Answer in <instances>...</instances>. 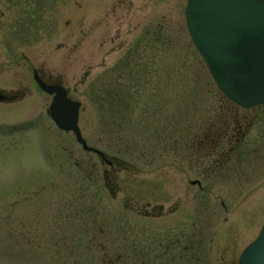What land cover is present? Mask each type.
Returning a JSON list of instances; mask_svg holds the SVG:
<instances>
[{
	"label": "rangeland",
	"instance_id": "obj_1",
	"mask_svg": "<svg viewBox=\"0 0 264 264\" xmlns=\"http://www.w3.org/2000/svg\"><path fill=\"white\" fill-rule=\"evenodd\" d=\"M51 1V12L32 21L36 34L25 27L28 41L21 51L34 62L45 61L71 97L81 101L79 127L88 145L123 163L113 174L116 187L108 183L117 190L109 198L101 174L84 180L87 173L80 167L94 163L95 156L49 120L48 97L0 104V264H102L100 245L90 243L99 230L113 231L109 247L118 255L140 252L148 235L162 242L154 252L169 246L167 253L187 255L180 264H199L191 251L181 249L202 238L196 245L201 256L208 249L212 264H237L264 223V106L240 110L216 88L187 32V0ZM18 19L6 17V40ZM125 66L123 77L136 101L118 120L113 109L105 115L94 99ZM19 71L27 83L30 70L23 64ZM14 85L11 70L0 76V87ZM225 110L240 120L235 133L244 137L225 165H216L203 180L206 165L188 156V145L203 132L202 121L220 120ZM165 123L179 128V153L161 152L149 138ZM102 125L112 126V132L105 134ZM228 139L225 152L236 144ZM198 178L204 193L189 184ZM83 199L90 212L80 211L86 210ZM146 204L147 211L160 207L162 216L135 213ZM123 229L130 235L121 236ZM127 236L129 242L123 243ZM175 238L181 240L179 251L171 246Z\"/></svg>",
	"mask_w": 264,
	"mask_h": 264
},
{
	"label": "water",
	"instance_id": "obj_2",
	"mask_svg": "<svg viewBox=\"0 0 264 264\" xmlns=\"http://www.w3.org/2000/svg\"><path fill=\"white\" fill-rule=\"evenodd\" d=\"M185 22L191 41L222 94L248 109L264 104V0H188ZM54 94L48 109L55 124L71 131L84 150L77 126L79 103L60 86H45ZM5 98L0 93V101ZM238 264H264V223L257 238L240 254Z\"/></svg>",
	"mask_w": 264,
	"mask_h": 264
},
{
	"label": "flooded vegetation",
	"instance_id": "obj_3",
	"mask_svg": "<svg viewBox=\"0 0 264 264\" xmlns=\"http://www.w3.org/2000/svg\"><path fill=\"white\" fill-rule=\"evenodd\" d=\"M50 1L51 3H48ZM47 3V4H46ZM53 2L51 0H0V76L4 75L8 71H12V79L13 83H16L14 87H11L10 89H7L5 87L0 88L3 93L5 94L6 97L11 98L16 95L19 96H30L33 93L28 92V88L33 84V75L36 76L39 80H41L45 84H62V81L60 77L58 76H53L52 72L47 68L46 62H34L31 59V56L26 52L24 53L21 51L22 44L26 43L28 41V37L25 35L27 28H30V32H33L36 34L33 29H31L32 26V21H39L42 18H44L42 15L45 13L51 12L49 9L48 5H52ZM45 5H47V8H45ZM10 14H13L14 18H19L17 22L19 24H16V28H13L10 31V38L9 40H6V17H9ZM27 27V28H25ZM40 32V30L38 31ZM37 32V33H38ZM41 34V33H40ZM38 40L42 39V35H39ZM51 48L50 45H47ZM63 44L59 46V48H63ZM41 52L44 51V48H39ZM25 65L27 67V70H30V74L28 72V75L30 76L29 81L26 83V81H23L22 76L20 75V67L22 65ZM19 72V73H18ZM25 83V84H24ZM13 85V84H12ZM242 110V109H240ZM251 110V109H250ZM246 111V110H243ZM222 117V118H221ZM224 117V118H223ZM220 122L219 124H213L210 126V128L214 129L213 131L215 132L214 135H204L203 140H199L198 142H193L194 147H191L193 154H195V158L199 160V156L202 157V161L204 165H206L205 170L207 173H202V179L204 180L205 177H207L211 172H213L214 167L217 165H225V161L230 157L231 154H234V149L236 146L239 145L241 139L244 137L243 135H239V131L235 133L236 129H240L241 125H238L240 123V120L236 118H233V115L231 116L227 110H225V113L220 115ZM241 118V117H240ZM233 120V121H232ZM233 138L235 141V146L229 148L227 152H225V145L228 144L229 139ZM197 137V135H195ZM241 137V138H239ZM224 139L225 142L221 141V139ZM201 148H206V152H203L200 154ZM200 154V155H198ZM207 158H210L209 161ZM90 160V159H89ZM95 160V159H94ZM89 166H86V165ZM91 164V165H90ZM120 163L116 161H112L111 164L109 165H103L100 164L99 162H85V165L82 166L81 168L83 169L84 174L87 173V177L89 179H92L96 174V176L100 175L104 179V186L109 187V182L110 184H113V187H116L115 183V175L114 172L118 170ZM94 175V176H93ZM100 176V177H101ZM204 177V178H203ZM201 179V180H202ZM194 185L193 187H195ZM110 188V187H109ZM112 191H117L116 189ZM198 189V188H197ZM201 192L204 191V189L199 188ZM98 191L97 189L95 190V194ZM194 192V191H193ZM94 197V196H93ZM83 201L87 202L85 199ZM90 201V199H89ZM222 207L223 204H221ZM130 207V206H129ZM149 206L146 204L143 208V214L147 215L148 217H154L155 215L157 216V213L159 211L157 210L156 207H151L149 211L147 209ZM174 208H178L177 204ZM91 207L89 206L87 210L89 211ZM139 211V210H138ZM141 211V210H140ZM158 211V212H157ZM170 211V213H172ZM99 225V220L96 222H93V227L96 228ZM202 231H199V234H201ZM103 234V236H101ZM104 237L103 241L101 240ZM113 237V231L110 230L109 232L105 233L103 231H98L96 235H93L90 239L91 243L94 244H99L101 250L103 251V256H102V262L103 264H118L119 260H121V256L117 255L115 252H111V248L109 244H112L114 241ZM159 238V237H158ZM156 239V236L154 240L150 239L148 235L146 237H142V245L144 252L143 253H133L129 254L126 258V260H129L130 262L132 261L131 264H135V260H141V264H171L169 258L174 260V263L172 264H180L182 262V259L184 258L185 260L187 259V255L183 256L182 254L177 253H167L169 250V246L165 248V251L163 250L158 251L157 253L154 252V246L157 250H160L162 248V242ZM129 239V238H127ZM126 241V240H125ZM180 238L176 239L174 241H171V246L174 250H178L180 248ZM202 238L198 240V242L192 244L191 246L184 244L182 247V252L184 251H191V256H193L195 261H200L199 264H212L210 260H213V258L209 255L210 250L208 252V249H205L206 251H202V253H206L205 256H201L199 253H197V246H200L202 243ZM129 242V241H126ZM208 241H206L207 243ZM202 245L201 247H203ZM108 250V253H104V250ZM184 250V251H183ZM127 255V254H126ZM182 257V258H180ZM214 261V260H213ZM216 262V261H214Z\"/></svg>",
	"mask_w": 264,
	"mask_h": 264
},
{
	"label": "trees",
	"instance_id": "obj_4",
	"mask_svg": "<svg viewBox=\"0 0 264 264\" xmlns=\"http://www.w3.org/2000/svg\"><path fill=\"white\" fill-rule=\"evenodd\" d=\"M126 72H127V67L126 68L123 67L120 70V77L115 79L113 83H112L113 79L112 77H110V80L106 85V89L104 90V94L103 92H101L98 100L94 99V103L98 102V106L101 107L105 115L106 112H109V109H113V113L116 115L118 119L119 117H123V113L129 111V108L131 106L133 108L135 106L134 102L136 101L135 100L136 98L132 99V97L129 95L130 91L132 90V87L130 86V82L128 81V79H124L123 77L126 74ZM158 125H156L157 127H155L153 131H150L151 133L150 134L151 137H149L150 140L154 142V144L157 146V148H159L161 152L167 151L166 149H168V152L170 150L173 153L179 152L180 142L182 140L181 135L178 133L179 128L176 127L175 123H172L171 126H167L166 123L165 125L162 124L160 126ZM112 128L113 127L110 125H102V130L106 132L105 134L111 133ZM114 130L115 128L113 129V131ZM143 136L144 135L142 133H138V137H143ZM163 143L165 145V148L162 146ZM146 147H148L150 151L151 149L150 143ZM122 148H115V149H118L119 152V149ZM121 152L125 153V151H121Z\"/></svg>",
	"mask_w": 264,
	"mask_h": 264
}]
</instances>
